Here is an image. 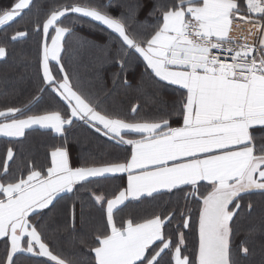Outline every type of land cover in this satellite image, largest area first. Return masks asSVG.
<instances>
[{
  "label": "snow or ice",
  "instance_id": "snow-or-ice-1",
  "mask_svg": "<svg viewBox=\"0 0 264 264\" xmlns=\"http://www.w3.org/2000/svg\"><path fill=\"white\" fill-rule=\"evenodd\" d=\"M121 7L114 14L112 0H0V62L36 37L35 60L22 52L19 64L38 65L28 102L0 106L8 145L0 156V264H264V0H126ZM239 25L247 26L242 40L233 35ZM85 26L107 39L81 36ZM83 48L118 68L111 89L70 74L64 57ZM133 63L143 68L135 82ZM168 86L181 90L178 100L164 96ZM120 88L138 94L127 113L107 99ZM45 94L52 105L34 111ZM139 100L153 114L141 116ZM173 116L182 126H171ZM76 128L128 155L74 162L70 145L92 143L72 137ZM31 132L59 141L44 147V164L27 142ZM124 174L126 187L99 190ZM165 196L183 206L140 220L120 216ZM61 200L68 203L58 211ZM190 202L198 205L191 249Z\"/></svg>",
  "mask_w": 264,
  "mask_h": 264
},
{
  "label": "trees",
  "instance_id": "trees-1",
  "mask_svg": "<svg viewBox=\"0 0 264 264\" xmlns=\"http://www.w3.org/2000/svg\"><path fill=\"white\" fill-rule=\"evenodd\" d=\"M107 2V0H104ZM126 0H112L113 8L111 11L114 14H118L122 11L121 5H123ZM25 19H30V17H25ZM11 31V29H9ZM81 36H88L89 39L96 40L98 43H103L107 39L106 36H102L99 31H91L87 26L83 29H78ZM67 47L72 48L75 45L69 42ZM25 53L33 60L37 56V38L32 37L26 44L18 45L15 49L11 50L10 56L7 63L0 62V106L5 104H14L16 106H23L36 92V85L38 83V65L33 64L27 70L20 66L19 61L21 54ZM103 59L102 53L97 49L83 48L76 51L73 55L71 52L64 57V63L70 74L74 77H78L80 82L87 85H94L97 90L111 89L112 88V76L113 73L118 71V68L113 64H103L101 66V61ZM143 68L133 63L129 69V78L133 82L140 79ZM26 73V79L21 80V75ZM163 94L169 100H178L180 95L177 94V89L173 86H168L163 89ZM108 102L119 103L125 113L128 112L130 106L138 102V94L135 88L132 89H116L109 97H107ZM142 104L141 116L151 115L154 112V108L151 104L144 103L143 100H139ZM52 101L47 94L44 95L42 101L35 106L34 111L41 112L44 109L50 107ZM181 118L173 116L171 120V125L180 124ZM72 137L79 138L83 140L88 137L92 143L84 146L72 143L70 148L73 154L74 162L83 163L84 159H88L89 156L96 157L98 160L108 159V160H123L128 152L119 148H107L104 143V138L97 136L95 133H91L90 130H85L82 128L73 129L70 133ZM28 144L37 147L36 159L40 155V161L45 162V151L44 147L53 143H58V139H55L53 135H41L40 132H31L28 135ZM99 144V149L95 148L93 145ZM0 151L4 153V150L8 147L7 143L4 141L0 145ZM126 186V180L123 177H116L113 180L108 181L99 189L105 194L111 195L112 193L118 191L120 188ZM177 201L183 206L184 201L178 196H172L171 201L169 197L165 196L161 200L153 202H145L137 204L136 207L128 208L123 211V217L127 218L129 215L133 216L135 219H142L146 216L151 215L153 212L161 211L166 208H171ZM68 203L67 200H61L60 204L57 205V210L61 211L64 206ZM192 208V230H186V240L189 249L194 247L197 242L196 224L198 220V205L195 202H190ZM92 215L96 217L97 222L100 221V212L93 210ZM179 221L177 217L176 222ZM175 228V222L171 226ZM49 239L50 243L59 250L56 242L52 240L51 237H46ZM241 237L237 238V243H239ZM2 246V242H0ZM65 253L69 252L70 249L65 247Z\"/></svg>",
  "mask_w": 264,
  "mask_h": 264
},
{
  "label": "crops",
  "instance_id": "crops-1",
  "mask_svg": "<svg viewBox=\"0 0 264 264\" xmlns=\"http://www.w3.org/2000/svg\"><path fill=\"white\" fill-rule=\"evenodd\" d=\"M173 87H175V86H173ZM180 91H181V90H177V94H179ZM171 126H173V127H179V126H182V120H181V123H180V124H173V125H171ZM4 141H5V140H4L3 138H0V145H2V144L4 143ZM0 148H1V147H0ZM5 151H6V150H4V153H3L2 151H0V156H3V155L5 154ZM38 156H39V157L37 158V163H38V164H44L45 162H41V161H40V158H41V157H40L39 154H38ZM117 177H122V178L124 177L125 180H126V184H127V176H126V174H124V175H118ZM125 187H126V186H125ZM203 191H205V189H204V188H201V192H203ZM120 216L123 217V212L120 213ZM119 218H120V217H118V220H119Z\"/></svg>",
  "mask_w": 264,
  "mask_h": 264
},
{
  "label": "built area",
  "instance_id": "built-area-1",
  "mask_svg": "<svg viewBox=\"0 0 264 264\" xmlns=\"http://www.w3.org/2000/svg\"><path fill=\"white\" fill-rule=\"evenodd\" d=\"M246 32H247V26L246 25H239L235 28L233 35H234V37H237V38L242 40L243 36Z\"/></svg>",
  "mask_w": 264,
  "mask_h": 264
}]
</instances>
